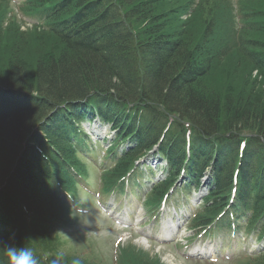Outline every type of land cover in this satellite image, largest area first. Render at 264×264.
Listing matches in <instances>:
<instances>
[{"label":"trees","instance_id":"obj_1","mask_svg":"<svg viewBox=\"0 0 264 264\" xmlns=\"http://www.w3.org/2000/svg\"><path fill=\"white\" fill-rule=\"evenodd\" d=\"M137 1L28 0L24 4L25 13L45 21L41 28L34 29L59 39L63 51L37 62L35 87L27 83L21 58L12 60L9 76L0 73V220L13 231L0 232V246L30 247L40 264H51L60 253L64 257L63 264H72L73 260H79L80 264H111L100 260L94 251L84 256L63 253L59 240L51 237L54 228L69 225L71 220L63 201L57 199L59 193L48 188L50 168L45 160L48 154L53 162L71 156L65 147L66 140L59 136L61 132L68 135L71 130L70 115L58 112L56 121L45 120L37 126L35 139H28L34 127L45 119L50 106L66 93L68 97L81 93L84 80L112 83L117 89L108 87L114 89L112 91L129 101H141L143 121L132 133L141 140V146L132 156L164 134L160 146L176 172L188 158L186 138L190 132L192 157L186 167L197 171L202 166L213 165L216 172L214 204L206 214H217L227 203L233 175L239 169L237 198L249 197V190H260L255 213L264 215V92L257 109L252 110L241 101L225 98V102L217 94L208 96L199 84L208 75L213 58L222 59L237 51L255 65L254 71L263 78L264 85V42L248 38L249 33L264 32V22H259L264 12L253 6L262 0H240L239 23L234 18L231 0H210L211 17L203 36L194 45L184 42L185 27L191 17L184 22L182 19L193 0H182L160 15L153 13L149 1L142 0L139 5ZM203 1H199L191 15ZM0 8V20L5 23L8 0H0ZM174 13L183 25H179L174 34H167L164 24L158 23ZM128 14L142 17L144 27L139 33ZM239 28V36H236L234 30ZM217 32L224 33L225 44L213 51L211 42ZM4 84L11 87L8 89ZM77 98L83 96L63 102ZM118 108L122 106L119 104ZM171 115L182 121L170 118ZM168 120L174 123L172 127L165 124ZM242 142L247 144L242 155L238 151L231 154L233 149L228 143ZM225 148L228 150L224 156ZM128 164L125 160L107 178L115 180L124 174ZM263 261L264 254L249 264ZM0 264H8L3 247H0ZM114 264L122 263L118 259ZM128 264H132L131 261ZM137 264L153 263L140 258Z\"/></svg>","mask_w":264,"mask_h":264},{"label":"rangeland","instance_id":"obj_2","mask_svg":"<svg viewBox=\"0 0 264 264\" xmlns=\"http://www.w3.org/2000/svg\"><path fill=\"white\" fill-rule=\"evenodd\" d=\"M147 1L152 5H150V7L154 9V11H152L156 15H160L163 11L171 10L174 6L176 7L182 2V0ZM116 2L118 3L119 0H116ZM141 2L142 0H139L137 4L139 5ZM202 4L203 5L196 10L194 15L187 14L182 16L183 22L191 17L188 26L185 27L186 35L184 36V42L186 44H197L203 36L204 29L207 27L208 19L211 17L212 13L208 8L210 0H204ZM253 6L264 12V0ZM153 13L152 15L155 16ZM1 14L2 11H0V15ZM128 15L129 20H131L134 25L138 26L137 32L139 33L141 27H144L142 17H135L133 14ZM259 18V22H264V14L262 18L261 16H259ZM183 22L179 19L178 15L174 13V15L161 19V22L158 24H164L167 34H174L177 27L183 25ZM9 24L3 23V21L0 20V73L1 75L9 76L8 74L14 62L12 60L14 58H21L20 63H22L25 68L27 83L31 87H35L37 80V62L42 60V58L58 55L63 51V45L59 39L54 36L47 35L43 33L42 30L39 31L32 27H28L19 21L10 22ZM248 38L264 42V32L249 33ZM224 39L223 32L216 33V37L212 39L211 42L213 51H215L217 46L225 44ZM254 67V64L242 56L241 53H237V51L232 52L222 59L213 58L209 65L208 75L199 82L200 89L208 96H211V94L219 95L225 102V98H230L233 101H241L242 105H246L254 110L262 100L261 96H263L262 94L264 92L263 78L260 77L257 71H254ZM1 143L2 142H0V147ZM227 150L228 148L222 150L225 151V154L222 152L224 156L227 155ZM82 197H86V195L83 193L81 198ZM128 199L136 203V207L131 206V208L137 210V206L139 205V203H137V196L134 195L133 197L129 195ZM116 205L120 206L121 210H124L126 207L125 204L121 205L119 202H117ZM94 213L97 215L92 214L93 216L88 215L87 217H80L76 223L78 233L67 236V239L64 238V240H68L69 242L65 246V249L84 251L85 246L94 247L96 245L94 249L96 253L105 261L112 262L111 259L115 256L116 252V250H114V242L119 238L117 236L121 235L117 228L118 225L116 226L106 214L103 215L99 212ZM137 235L134 229L125 233L126 238L122 241L124 243L121 242L122 244L119 247L120 249L122 247L118 258L120 263L128 264L129 261H131L132 264H137L140 258H144L153 264H188L180 255L183 248H175L174 244H176V242L171 246H159L153 241L145 240L140 237L137 238ZM189 235L190 231L186 230L184 236ZM184 236L182 240H184ZM81 237H85L86 239L96 238L98 246L96 243L86 242L81 239ZM240 246L243 251L252 252V250L256 249L257 244L253 246L250 240H246L240 241ZM217 264H223V261L220 260ZM256 264H264V261L263 263Z\"/></svg>","mask_w":264,"mask_h":264},{"label":"clouds","instance_id":"obj_3","mask_svg":"<svg viewBox=\"0 0 264 264\" xmlns=\"http://www.w3.org/2000/svg\"><path fill=\"white\" fill-rule=\"evenodd\" d=\"M8 258V264H40V260L30 247H16L15 245L0 246ZM63 254L51 260V264H63ZM72 264H80L79 260H73Z\"/></svg>","mask_w":264,"mask_h":264},{"label":"water","instance_id":"obj_4","mask_svg":"<svg viewBox=\"0 0 264 264\" xmlns=\"http://www.w3.org/2000/svg\"><path fill=\"white\" fill-rule=\"evenodd\" d=\"M102 86H106L105 87H102ZM108 87H112V88H115V86L112 84V83H108V84H105L103 82H99V83H94V82H91V81H87V80H84V82H82V90H81V93H77V94H73L71 97H68V95L64 94L65 97H62L60 100L62 101H66V99H72L73 97H85L88 95L89 92H97V91H104L103 89H108V90H111L112 88H108ZM114 90V89H112ZM117 89L115 88V91Z\"/></svg>","mask_w":264,"mask_h":264},{"label":"bare ground","instance_id":"obj_5","mask_svg":"<svg viewBox=\"0 0 264 264\" xmlns=\"http://www.w3.org/2000/svg\"><path fill=\"white\" fill-rule=\"evenodd\" d=\"M63 103V101L62 100H58V101H56L55 102V104H62ZM85 109H86V107H85V105H81V106H78L77 108H75L74 110L76 111V112H79V113H82V112H85ZM12 110V109H11ZM10 110V111H11ZM87 110H89V109H87ZM6 112H9V111H6ZM176 118V117H175ZM176 120H180V118H176ZM180 121H182V120H180ZM168 123L170 124L169 126L170 127H172L173 125H174V123L172 122V121H170V120H168V121H166V125H168ZM117 127V126H116ZM127 129V127H124V130H126ZM97 131V130H96ZM204 133V132H203ZM186 134H187V132H186ZM204 134H207V133H204ZM188 135V134H187ZM27 193V195H29L28 194V192H26Z\"/></svg>","mask_w":264,"mask_h":264}]
</instances>
